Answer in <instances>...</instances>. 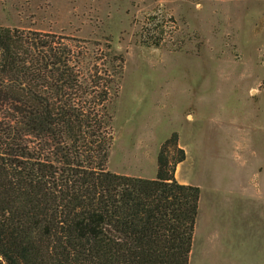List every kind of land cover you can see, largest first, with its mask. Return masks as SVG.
I'll return each mask as SVG.
<instances>
[{
	"label": "rangeland",
	"instance_id": "rangeland-1",
	"mask_svg": "<svg viewBox=\"0 0 264 264\" xmlns=\"http://www.w3.org/2000/svg\"><path fill=\"white\" fill-rule=\"evenodd\" d=\"M0 25L123 56L107 168L153 178L176 136L175 177L200 188L189 264L207 232L263 228L264 0H0Z\"/></svg>",
	"mask_w": 264,
	"mask_h": 264
},
{
	"label": "trees",
	"instance_id": "trees-1",
	"mask_svg": "<svg viewBox=\"0 0 264 264\" xmlns=\"http://www.w3.org/2000/svg\"><path fill=\"white\" fill-rule=\"evenodd\" d=\"M95 45L0 25V264H188L185 151L167 139L153 178L107 168L124 58Z\"/></svg>",
	"mask_w": 264,
	"mask_h": 264
},
{
	"label": "crops",
	"instance_id": "crops-1",
	"mask_svg": "<svg viewBox=\"0 0 264 264\" xmlns=\"http://www.w3.org/2000/svg\"><path fill=\"white\" fill-rule=\"evenodd\" d=\"M251 224L252 229L233 232L234 236L225 235L221 230L207 232L204 242L212 243V247L208 245L203 253L208 256L209 264H264V226L256 229L255 224ZM192 249L191 246L188 264L193 254Z\"/></svg>",
	"mask_w": 264,
	"mask_h": 264
}]
</instances>
